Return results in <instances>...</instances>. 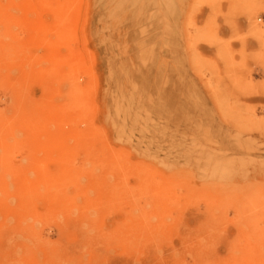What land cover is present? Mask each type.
Returning a JSON list of instances; mask_svg holds the SVG:
<instances>
[{
	"label": "rangeland",
	"instance_id": "rangeland-1",
	"mask_svg": "<svg viewBox=\"0 0 264 264\" xmlns=\"http://www.w3.org/2000/svg\"><path fill=\"white\" fill-rule=\"evenodd\" d=\"M77 3L61 51L83 57L85 119L56 115L36 134L69 87L52 72L30 81L50 69L42 44L25 49L30 64L0 65V264H241L247 253L264 264V0ZM0 6V37L23 44L39 17L21 0ZM89 132L94 164L54 160L61 140ZM115 154L127 172H102ZM172 182L190 196L165 195Z\"/></svg>",
	"mask_w": 264,
	"mask_h": 264
},
{
	"label": "bare ground",
	"instance_id": "bare-ground-1",
	"mask_svg": "<svg viewBox=\"0 0 264 264\" xmlns=\"http://www.w3.org/2000/svg\"><path fill=\"white\" fill-rule=\"evenodd\" d=\"M22 10L36 13L39 17L36 21L30 24V30L32 35L25 40L22 44L18 41H4L2 36L0 37V65L16 62L20 60L21 63L30 64L31 58L26 53L25 49H29L32 44L40 43L47 50V57L50 61V69L41 70L30 69L28 77L30 81H37L41 75L51 73L58 80L68 81V90L63 94V104H60L58 108H51L48 114H43L35 118L34 129L36 134L41 138H45L48 133V128L52 124H56L55 118L58 115L64 122L75 120L77 117L81 119L86 118L85 110L90 107V98H88V89H83L75 81V75L78 70L82 68L83 57L80 54L72 52H62L61 50L66 48L69 41L73 39L76 34L79 21L76 17V12L79 10L77 0H21ZM0 6V14L2 13ZM45 12V13H44ZM44 15L49 16V22L45 21ZM47 36H49L47 38ZM17 63V62H16ZM63 69H67V72H62ZM31 116L29 110H26L24 118L28 119ZM9 124V123H8ZM8 126L4 123L3 117L0 115V133ZM95 135L98 133L95 130H91ZM88 133L85 137L77 136L75 143L72 147L65 145L64 141H60L57 157L54 160L58 163L72 164L75 160V156L82 155L85 162L95 163L93 152L100 148V145L94 138V134ZM41 142V139L38 140ZM52 145L50 140H45L42 144ZM9 153V149H6L5 157L2 159L3 164L6 163V157ZM60 158V159H59ZM52 160V162H55ZM45 161H41L39 166L45 165ZM102 172H127V164L119 154L113 156H107L103 162ZM62 170V178L57 177L52 184H58L59 193L66 186L74 185L76 176L80 172H84V168L81 166L78 170L65 168ZM42 172H49L42 170ZM182 185V186H181ZM181 185L172 182L163 189V193L172 198L183 196L189 197L190 192L188 187L181 183ZM30 187V186H24ZM23 187V188H24ZM142 193V190L139 191ZM25 196H28V191H24ZM139 194V193H135ZM146 239V238H144ZM233 259L230 264H236ZM240 264V263H239ZM241 264H252V255L246 254L245 260Z\"/></svg>",
	"mask_w": 264,
	"mask_h": 264
}]
</instances>
